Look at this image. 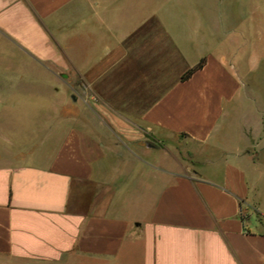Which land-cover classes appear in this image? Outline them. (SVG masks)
I'll return each mask as SVG.
<instances>
[{
  "label": "crops",
  "instance_id": "1",
  "mask_svg": "<svg viewBox=\"0 0 264 264\" xmlns=\"http://www.w3.org/2000/svg\"><path fill=\"white\" fill-rule=\"evenodd\" d=\"M153 19L203 68L31 146L45 68L134 63ZM0 264H264V0H0Z\"/></svg>",
  "mask_w": 264,
  "mask_h": 264
},
{
  "label": "rangeland",
  "instance_id": "2",
  "mask_svg": "<svg viewBox=\"0 0 264 264\" xmlns=\"http://www.w3.org/2000/svg\"><path fill=\"white\" fill-rule=\"evenodd\" d=\"M137 35L141 37L143 45L136 47L134 63L99 64L92 61L97 58V49L87 46L84 48L85 62L70 63L62 70L45 68L56 72L55 79L40 78L39 85L51 87L54 81L55 109L41 112L43 140L31 146L41 148L43 143H48L47 140L58 146L70 130L94 127L101 100L123 108L121 113L137 118L160 92L181 79L187 71H183L185 64L159 22L151 20ZM26 69L36 71V68L25 66ZM172 146L188 161L189 155L180 144L174 143Z\"/></svg>",
  "mask_w": 264,
  "mask_h": 264
},
{
  "label": "trees",
  "instance_id": "3",
  "mask_svg": "<svg viewBox=\"0 0 264 264\" xmlns=\"http://www.w3.org/2000/svg\"><path fill=\"white\" fill-rule=\"evenodd\" d=\"M205 64V59L203 58L197 65L194 67L188 69L181 77V81H186L188 80L195 72L198 70L202 69Z\"/></svg>",
  "mask_w": 264,
  "mask_h": 264
},
{
  "label": "water",
  "instance_id": "4",
  "mask_svg": "<svg viewBox=\"0 0 264 264\" xmlns=\"http://www.w3.org/2000/svg\"><path fill=\"white\" fill-rule=\"evenodd\" d=\"M153 144V143H152ZM153 145H155V144H153Z\"/></svg>",
  "mask_w": 264,
  "mask_h": 264
}]
</instances>
